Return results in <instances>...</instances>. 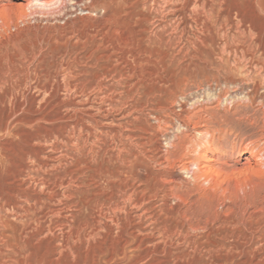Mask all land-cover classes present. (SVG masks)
I'll use <instances>...</instances> for the list:
<instances>
[{"label": "rangeland", "instance_id": "1", "mask_svg": "<svg viewBox=\"0 0 264 264\" xmlns=\"http://www.w3.org/2000/svg\"><path fill=\"white\" fill-rule=\"evenodd\" d=\"M26 1L0 0V76L6 66L22 61L32 72L27 87L13 94L0 92V264H264V167L256 160L260 154L255 156L264 148V76L249 73L254 60L264 61V0H102L105 8L99 0L98 4L64 0L60 11L34 13L25 10ZM140 12L151 14L157 36L170 38V43L152 58L147 74L137 79L126 73L107 76L104 82L110 89L99 92L90 72L104 61L96 59L110 50V44L102 45L93 30L105 15L115 17L121 26L141 24L136 21ZM66 61L71 73H56L59 63ZM68 83L76 85L70 88V98ZM75 102L79 105L71 106ZM156 104L163 106L159 114L168 121L156 120L152 109ZM181 105L188 116L199 115L193 119L197 128L179 125L171 111H180ZM77 107H85L84 113L67 110ZM8 113L11 120H5ZM86 113L100 124L96 126L91 121L95 118ZM129 121L133 125L125 124ZM148 123L152 128L146 127ZM198 129L214 133L213 145L221 152L211 163L218 170L208 182L191 180L179 169L177 158L175 166L167 168L161 160L146 159L157 145L153 138L146 141L150 134L157 133L162 148L172 151L170 143L198 138ZM62 135L71 141L61 142L57 137ZM238 151L243 156L230 160ZM247 157L250 162L244 166ZM82 162L88 167L70 175L69 170ZM117 170L137 173L142 187L146 173L158 172L165 181L173 176L176 182L167 184L172 187L166 212L157 208L135 219L141 226L135 237L127 233L120 237L115 229L85 240L75 232L67 235L69 229L59 226L61 220L85 216L82 200L101 191L96 188L100 175L115 179ZM60 173L70 185L57 184ZM53 186L70 198L59 206L64 211L55 215L50 213L53 202L47 199ZM16 203L25 207L23 211L14 207ZM144 203L153 207L160 200L147 198ZM171 206L189 226L186 239L171 236ZM103 221L110 225L107 218ZM133 229L129 226L126 232ZM197 241L203 246L196 247Z\"/></svg>", "mask_w": 264, "mask_h": 264}, {"label": "bare ground", "instance_id": "2", "mask_svg": "<svg viewBox=\"0 0 264 264\" xmlns=\"http://www.w3.org/2000/svg\"><path fill=\"white\" fill-rule=\"evenodd\" d=\"M69 1V0H68ZM98 2V0H91V3H95ZM100 4L102 3V0H99ZM110 1V0H109ZM155 1V0H154ZM194 1V0H193ZM96 2V3H97ZM215 2V1H214ZM163 3V2H162ZM192 3V2H191ZM98 4V3H97ZM183 4V3H182ZM25 10L30 12H35L38 11L37 9L43 10H57L60 11L59 9H61L64 6V0H27L25 4H23ZM101 5H103L102 7H106L104 6L105 3H102ZM151 5V4H150ZM165 5V4H164ZM95 7V5H93ZM139 7V6H138ZM189 7V6H188ZM137 8V7H136ZM142 9V8H141ZM151 9V8H150ZM236 9V8H235ZM25 10L24 13H25ZM62 10V9H61ZM149 11V10H148ZM261 11V9H260ZM22 12V11H21ZM33 12V13H34ZM42 12V11H41ZM47 12V11H46ZM150 12V11H149ZM143 13L140 12L138 13V17L136 18L137 22H141V24H137L139 26H137L135 24V26H127V25H120V22L118 23V21H116L115 17L111 16V15H105L102 17L101 19V25L99 27H97V29L93 30L94 34L93 35H100V42L102 43V45H107L108 43L110 44V50H107L102 56H100L98 59H96V61H101L99 63H96V65H94L95 67H93L94 69H92V72H90V74L93 75L94 77V81L92 83V85H94V87L96 89L100 91H102L103 89H110L108 87V85H106L105 78L107 76H110L112 78H114L115 76H122L123 73H126L127 75H129V77L131 78H140L142 77V75L146 72H148V70L150 71L149 66H151L152 62V58H154L157 54L160 55V53L162 51V47L166 46L167 44L170 43V38L168 39H164L163 37H159L156 34V31L154 29V27H152V22L151 20H153V17H151L150 13ZM207 12V11H206ZM263 12V11H262ZM152 13V12H151ZM163 13V12H162ZM243 13V12H242ZM128 14V13H127ZM209 14V13H208ZM33 15V14H32ZM132 15V14H131ZM153 15V14H152ZM155 15V14H154ZM153 15V16H154ZM22 16V15H21ZM24 16V15H23ZM136 16V15H135ZM120 17V16H119ZM164 17V16H163ZM117 18V17H116ZM229 18V17H226ZM129 19V18H128ZM132 19V18H131ZM195 19V18H194ZM67 20V19H66ZM118 20V19H117ZM204 22V21H203ZM233 22V20H232ZM198 23V22H197ZM201 23V22H200ZM203 24V23H202ZM134 25V24H132ZM159 25V24H158ZM188 25V24H187ZM190 26V25H188ZM246 26V25H245ZM161 27V26H160ZM219 30L221 29V25L218 26ZM227 28V27H226ZM216 29V27H215ZM199 30V29H198ZM222 30V29H221ZM220 30V31H221ZM245 30V29H244ZM243 30V31H244ZM173 31V30H171ZM243 31L240 33L242 35ZM218 32V31H217ZM183 33V32H182ZM238 33V32H237ZM85 34V33H84ZM89 34V33H88ZM194 34V33H193ZM244 34V33H243ZM178 35V34H177ZM180 35V34H179ZM234 35V34H233ZM83 36V35H82ZM205 36V35H204ZM182 37V36H181ZM194 37V36H193ZM250 37V36H249ZM91 38V36H90ZM184 38V37H183ZM201 38V37H200ZM222 38V37H221ZM92 39V38H91ZM185 39V38H184ZM205 39V38H204ZM95 42V41H94ZM237 42V41H236ZM250 42V41H249ZM93 43V42H92ZM97 43V42H96ZM196 43V42H195ZM190 44V43H189ZM208 44V43H207ZM163 45V46H162ZM94 46V45H93ZM107 47V46H106ZM165 47H163L164 49ZM96 50V49H95ZM182 48L179 49V51H181ZM170 51V50H168ZM189 51V50H188ZM198 51V50H197ZM71 53V52H70ZM165 54H166V50H165ZM37 55V54H36ZM99 56V55H97ZM165 56V55H164ZM72 57V56H71ZM158 57V56H157ZM160 57V56H159ZM91 58V57H90ZM84 59V58H83ZM163 59V58H162ZM46 61V59H45ZM113 61L118 62V65H114ZM176 61V60H175ZM12 62V61H11ZM164 62V61H163ZM16 63V62H15ZM41 63V62H40ZM94 63V62H93ZM160 63V62H159ZM71 64V63H70ZM69 62L66 61L64 63H59V66L56 68V73L59 72H67V74L65 73L64 76L69 75V73H71V66H70ZM162 64V63H161ZM247 64V63H246ZM253 70H251L249 73H255V76L257 78L264 76V61L262 60H254L253 61ZM7 65V64H6ZM49 65V64H48ZM79 65V64H78ZM5 66V65H4ZM73 66V65H72ZM86 66V65H85ZM156 66V65H155ZM7 69H5V71L3 72V74L0 76V92L6 94V93H16L18 92L20 89L27 87L26 85H28V79L30 77V65L26 62V61H22L20 64H14V65H10V66H6ZM47 67V66H46ZM53 67V66H52ZM54 67L55 64H54ZM154 67V66H153ZM165 67V66H164ZM2 68V67H1ZM51 68V67H50ZM77 68V67H76ZM38 69V68H37ZM35 70L34 74L36 73L37 75L38 70ZM44 69V68H43ZM47 69V68H46ZM55 69V68H54ZM153 69V68H152ZM151 69V70H152ZM42 70V69H41ZM49 69H47L46 71H48ZM52 70V69H51ZM219 70V69H218ZM217 70V71H218ZM225 70V69H224ZM34 71V70H32ZM54 71V70H53ZM91 71V70H90ZM173 71V70H172ZM1 72V71H0ZM248 72V71H247ZM32 73V72H31ZM49 73V72H47ZM46 73V74H47ZM51 73V72H50ZM55 73V72H54ZM55 73V74H56ZM74 73V72H73ZM89 73V72H88ZM45 74V73H44ZM53 74V73H51ZM62 74V73H61ZM147 74V73H146ZM165 74V73H164ZM167 74V73H166ZM220 74V73H219ZM76 75V74H75ZM230 75V74H229ZM35 76V75H34ZM39 76V75H38ZM60 76V75H59ZM92 77V78H93ZM119 77V78H120ZM153 77V76H152ZM159 77V76H158ZM180 77V76H179ZM204 77V76H203ZM53 78V77H52ZM237 78V77H236ZM74 79V78H73ZM145 79V78H144ZM184 79V78H183ZM261 79V78H260ZM117 80V79H116ZM133 80V79H132ZM88 81V80H87ZM86 81V82H87ZM154 81V80H153ZM60 82V81H59ZM63 82V81H62ZM75 82V81H74ZM179 82V81H178ZM259 82V81H258ZM58 83V82H57ZM82 83V82H81ZM232 83V81H231ZM234 83V82H233ZM260 83V82H259ZM262 83V82H261ZM59 84V83H58ZM57 85V84H56ZM82 85V84H80ZM260 85V84H259ZM34 86V85H33ZM66 86V84H65ZM69 86V88H67L66 93H67V98H70L72 95L70 93V88L74 87L71 86L70 83L67 84V87ZM88 86V85H87ZM91 86V85H90ZM124 86V85H123ZM143 86V85H142ZM141 86V87H142ZM56 87V86H55ZM61 87V86H60ZM76 87V85H75ZM74 87V88H75ZM86 85H84V89H85ZM93 87V86H92ZM112 87V86H111ZM151 87V86H150ZM251 87V86H250ZM256 87V86H255ZM44 88V87H43ZM64 88V87H63ZM122 88V87H121ZM173 88V87H172ZM39 89V88H38ZM37 89V90H38ZM91 89V88H90ZM157 89V88H156ZM40 90V89H39ZM114 90V89H113ZM238 90V89H237ZM105 91V90H104ZM256 91V90H255ZM25 92V91H24ZM45 93V92H44ZM144 93V92H143ZM255 93V92H254ZM253 93V94H254ZM77 94V93H76ZM152 94V93H151ZM78 95V94H77ZM252 95V94H251ZM136 96V95H135ZM256 96V95H255ZM21 97V96H20ZM60 97V96H59ZM110 97V96H109ZM126 97V96H125ZM130 97V96H129ZM8 98V97H7ZM74 98V95H73ZM150 98V97H149ZM75 99V98H74ZM78 99V98H77ZM7 100V99H6ZM59 100V99H58ZM98 100V99H97ZM128 100V99H127ZM145 100V99H144ZM152 100V99H151ZM9 101V100H8ZM71 101V99L69 100V102ZM77 102H79L78 100H75ZM112 101V100H111ZM114 101V100H113ZM124 101V100H123ZM149 101V100H148ZM2 102V101H1ZM36 102V101H35ZM72 102V101H71ZM100 103V102H99ZM73 105L71 106H75V105H79V103H71ZM85 104V103H84ZM70 105V104H69ZM81 105V104H80ZM88 105V104H87ZM157 105V106H156ZM154 108V110H156L155 112V118L158 121H163L166 122L168 121V118H165V120L161 119V115L160 113V109L163 108V106L156 104ZM46 106V105H45ZM60 106V105H59ZM108 106V105H107ZM117 106V105H116ZM154 106V105H153ZM69 107V106H68ZM115 107V106H114ZM119 107V106H118ZM145 107V106H144ZM78 108V107H77ZM148 108V107H147ZM22 109V108H21ZM37 109V108H36ZM94 109V108H93ZM136 109V108H135ZM144 109V108H143ZM151 109V110H152ZM164 109V108H163ZM67 110H71V111H85V107L83 108H71V109H67ZM95 110V109H94ZM130 110V109H128ZM22 111V110H21ZM88 111V110H87ZM159 111V112H158ZM28 112V111H27ZM150 112V111H149ZM173 116L176 118L177 122L179 123V125L183 128H188V127H192V128H197V124L198 122H195L193 119L194 118H198L199 115L197 116L195 115H191L188 116V111L186 110V108L181 105V109L180 111L176 112L174 110L171 111ZM204 112V111H203ZM34 113V112H33ZM71 113V112H70ZM80 113V112H79ZM78 113V114H79ZM84 113V112H83ZM89 113V112H88ZM122 113V112H121ZM130 113V112H129ZM154 113V112H153ZM61 114V113H60ZM72 114V113H71ZM87 114V113H86ZM85 114V116H86ZM107 114V113H106ZM65 115V114H64ZM82 115V114H80ZM92 114L88 115V117H90ZM121 115V114H120ZM190 115V114H189ZM2 116V115H1ZM76 116V115H75ZM93 116V115H92ZM95 116V115H94ZM93 116V117H94ZM53 117V116H52ZM72 117V116H71ZM74 117V116H73ZM83 117V116H81ZM166 117V116H164ZM66 118V117H65ZM67 118H69L67 116ZM77 118V117H75ZM85 118V117H84ZM92 118V117H91ZM95 118V117H94ZM125 118V117H124ZM151 118V117H150ZM12 118L10 117V114H5V120H11ZM78 119V118H77ZM89 119V118H88ZM134 119H138L136 116H134ZM18 121V120H17ZM36 121V120H35ZM62 121V120H61ZM67 121V120H66ZM90 121V120H89ZM91 121L97 126L98 124H100V121H97L96 118L95 119H91ZM207 121V120H206ZM1 122V121H0ZM76 122V121H75ZM74 122V123H75ZM106 122V121H105ZM147 122V121H146ZM170 122V121H169ZM52 123V122H51ZM64 123V122H63ZM72 123V122H71ZM88 123V121H87ZM1 124V123H0ZM7 124V123H6ZM67 124V123H66ZM70 124V123H69ZM80 124V123H79ZM86 124V122H85ZM120 124V123H119ZM128 125H133V123H131V121L125 123ZM90 125V124H89ZM122 125V124H121ZM166 125V124H165ZM171 125V124H170ZM4 126V125H3ZM7 126V125H6ZM10 126V125H9ZM82 126L84 127L83 123ZM91 126V125H90ZM139 126V125H138ZM145 126V125H144ZM147 126H151L149 125V123L146 125ZM12 127V126H11ZM71 127V126H70ZM69 127V128H70ZM75 127H77V124H75ZM73 127V129L75 128ZM80 127V126H79ZM126 127V126H125ZM137 127V126H136ZM7 128V127H6ZM65 128V127H64ZM82 128V127H81ZM101 128V127H100ZM114 128V127H113ZM132 128V127H131ZM139 128V127H138ZM86 129H88L86 127ZM143 129V128H142ZM141 129V130H142ZM154 129V128H153ZM10 130V129H9ZM66 130V129H65ZM70 130V129H69ZM90 130V129H88ZM102 130V129H101ZM129 130V129H128ZM140 130V129H139ZM199 130V129H198ZM67 131V130H66ZM98 131V130H97ZM104 131V130H103ZM102 131V132H103ZM109 131V130H108ZM143 131V130H142ZM72 132V131H71ZM106 132V131H105ZM104 132V133H105ZM219 132V131H218ZM94 133V132H92ZM130 133V132H129ZM135 133V132H134ZM133 133V134H134ZM153 133V132H152ZM199 137L198 138H193L189 141H185V143L183 141H179L178 143H170V146L173 148L172 151H169L168 149H163L162 145L158 142L159 141V137L157 135V133L155 134H150L149 137L148 136V140L146 139V141H150L151 138L154 139L155 143L157 144L155 147H153V150L149 149V153L150 155H145L147 156L146 159L149 160H161L160 164H162L163 162L165 164V167H173L175 166V159H179L178 161V166L179 169L181 171H184L186 173L189 174V177L191 178V180L199 183L200 181H206L208 182V178L210 175H212V173L216 172L218 169L214 168L213 165L211 163H213L215 161V157L221 155L220 150H218V148L214 147L213 145V140H214V133H211L208 129H204V130H199ZM72 134V133H71ZM80 134V133H79ZM91 134V133H90ZM89 134V135H90ZM109 134V133H108ZM116 134V133H115ZM106 135V134H105ZM114 135V134H113ZM130 134L126 135V137L128 136V138H130L129 136ZM46 136V135H45ZM44 136V137H45ZM66 136V135H65ZM72 136V135H71ZM79 136V135H78ZM81 136V135H80ZM79 136V137H80ZM100 136V135H99ZM109 136V135H108ZM115 136V135H114ZM124 136V135H123ZM134 136V135H133ZM52 137V136H51ZM125 137V136H124ZM60 139L61 142H67V140H70V138L68 139V137H64L63 135L60 137H57ZM56 138V139H57ZM91 138V137H90ZM96 138V137H95ZM118 138V137H117ZM132 138V136H131ZM141 138V137H140ZM147 138V137H146ZM186 138V137H184ZM125 139V138H124ZM127 139V138H126ZM182 139V138H181ZM91 140V139H90ZM128 140V139H127ZM180 140V139H179ZM185 140V139H184ZM56 141V140H55ZM71 141V140H70ZM69 141V142H70ZM120 141V140H119ZM145 141V140H144ZM152 141V140H151ZM140 142V141H139ZM147 142V143H148ZM57 143V141H56ZM81 143V142H80ZM83 143V142H82ZM85 143V141H84ZM120 144L123 142H119ZM146 143V144H147ZM150 143V142H149ZM148 143V144H149ZM154 143V142H153ZM154 143V144H155ZM45 144V143H44ZM58 144V143H57ZM71 144V142H70ZM94 144V143H93ZM109 144V143H108ZM137 144V143H136ZM139 144V143H138ZM143 144V142H142ZM169 144V143H168ZM78 145V144H76ZM125 145V144H124ZM131 145V144H130ZM133 145V144H132ZM135 145V144H134ZM150 145V144H149ZM67 146V145H66ZM80 146V145H79ZM121 146H123L121 144ZM138 146V145H137ZM151 146V145H150ZM49 147V146H48ZM64 147V146H63ZM78 147V146H77ZM82 147V145H81ZM132 147V146H131ZM52 148H54L52 146ZM60 148V145H59ZM83 148V147H82ZM89 148V147H88ZM125 148V146H124ZM123 148V149H124ZM40 149V148H39ZM69 149V148H68ZM72 149V148H71ZM80 149L81 148H77ZM87 150V148H85ZM90 149V148H89ZM88 149V151H89ZM58 150V149H57ZM65 150V149H64ZM83 150V149H82ZM127 150V149H126ZM142 150V149H141ZM41 151V150H40ZM96 151V150H95ZM99 151V150H97ZM131 151V150H130ZM223 151V150H222ZM243 151V150H242ZM255 151V150H254ZM58 152V151H57ZM73 152V151H72ZM81 152V151H79ZM87 152V151H85ZM93 152V151H92ZM104 152V151H103ZM132 152V151H131ZM130 152V153H131ZM138 152V151H137ZM224 152V151H223ZM66 153V152H65ZM64 153V154H65ZM68 153V152H67ZM66 153V155H67ZM71 153V152H70ZM99 153V152H98ZM119 153V152H118ZM126 153V152H125ZM134 153V152H133ZM191 153L192 157H188V154ZM254 153V152H253ZM252 153V154H253ZM257 153V152H256ZM73 154V153H72ZM78 154V153H77ZM80 154V153H79ZM78 154V155H79ZM86 154V153H85ZM103 154V153H102ZM124 154V153H123ZM143 154V153H142ZM146 154V153H145ZM258 154H260V156L256 157L258 160L259 159V164L264 167V158L263 154H264V148L258 150V153L255 154V156H257ZM40 155V154H39ZM58 155V154H57ZM63 155V154H62ZM94 155V153H93ZM110 155V154H109ZM128 155V154H127ZM134 155V154H133ZM243 156V152L238 151L232 158L235 159H230L232 161L237 160V158L239 156ZM85 156V155H84ZM97 156V155H94ZM101 156V155H100ZM104 156V154L102 155V157ZM118 156V155H117ZM143 156V155H142ZM254 156V157H255ZM73 157V156H72ZM77 157V156H76ZM91 157V156H90ZM114 157V156H113ZM121 157V156H120ZM136 157V156H135ZM59 158V157H58ZM87 158V157H86ZM98 158V157H97ZM107 158H110V156H108ZM115 158V157H114ZM119 158V157H117ZM115 158V160L117 159ZM126 158V156L124 157V159ZM231 158V157H230ZM80 159V158H79ZM90 159V158H89ZM93 159V158H92ZM123 159V160H124ZM138 159V158H137ZM56 160V159H55ZM77 160V158H76ZM104 160V159H103ZM114 160V159H113ZM120 159H118L119 161ZM229 160V159H227ZM54 161V160H53ZM85 161V160H84ZM107 161V160H105ZM129 161V160H126ZM153 161V162H154ZM78 162V160H77ZM110 162V161H109ZM112 162V161H111ZM130 162V161H129ZM152 162V161H151ZM216 162V161H215ZM250 160L247 157L246 158V162L244 163V166H246L247 164L249 165ZM28 163V162H27ZM62 163V162H61ZM139 163V162H138ZM44 164V163H43ZM49 164V163H48ZM70 164V163H69ZM107 164V163H105ZM115 164V163H114ZM133 164V163H132ZM149 164V162H148ZM53 165V164H52ZM87 163L82 162V165L79 164V166H74L73 169L69 170L70 175L78 172L79 170L83 169V168H87L86 167ZM112 165V164H111ZM110 165V166H111ZM36 166V165H35ZM55 166V165H54ZM134 166V165H133ZM146 166V165H145ZM152 166V165H150ZM195 168H192V167ZM105 167V166H104ZM123 167V166H122ZM128 167V166H127ZM148 167V166H147ZM146 167V168H147ZM226 167V166H225ZM254 167V166H253ZM107 168H109L107 166ZM121 168V167H120ZM91 169V168H90ZM149 169V168H148ZM178 169V170H179ZM24 170V169H23ZM31 170V169H30ZM66 170V169H65ZM147 170V169H146ZM118 171V170H117ZM116 171V172H117ZM166 171V170H165ZM66 172V171H65ZM80 172V171H79ZM105 172V171H104ZM109 172V171H108ZM112 172V171H111ZM161 172V171H160ZM27 173V172H26ZM93 173V172H92ZM97 173H100L97 171ZM96 173V174H97ZM131 173V174H130ZM154 173V172H153ZM149 173V174H145V187H142L141 184H138L142 179L139 175H137V173H132L130 171L127 170H123L122 172L118 171V174L115 175V179L113 177V175L111 174H105L104 175H100L99 176V185H96L98 187H96L97 189L99 188L101 191H99V193H94L91 194V197L85 200H82V204H83V208H85V216H83L81 219H77L74 221H71L68 219V217L66 216L65 219L61 220L62 223L59 226H62L64 229L67 228L68 233L66 232L67 235H70V233L75 232L77 234V238L78 237H82L85 239H89L90 237H95L98 236L99 233H102V231H107L108 233L112 230L115 229V235H120V237H122L125 233H127V235H132L135 237V233L139 231V220H141L142 218H144V214L145 213H149V211H151L153 209H159V211L163 212L165 211V208H167L168 205V199L170 197V187L167 186V184L170 182H176L175 178L173 176H171L170 180H163L162 178H160V174L157 173ZM58 174V173H57ZM63 174V173H62ZM62 174L60 173L61 176H59L57 178L58 182L57 184H60L62 186H64V183L67 184H71V181L67 180L64 175L62 176ZM86 174V173H85ZM103 174V173H102ZM215 174V173H214ZM28 175V174H27ZM59 175V174H58ZM69 175V174H68ZM87 175V174H86ZM99 175V174H98ZM29 176V175H28ZM73 176V175H72ZM72 176H70L72 178ZM47 177V176H46ZM54 180V177L51 176ZM143 177V178H144ZM22 178V177H21ZM32 178V177H31ZM51 179V178H50ZM86 179V178H85ZM94 180V179H93ZM96 180V179H95ZM97 180V182H98ZM18 181V180H17ZM52 181V180H51ZM185 181V180H184ZM183 181V182H184ZM50 182V181H49ZM54 185H55V181H53ZM87 183V182H86ZM64 184V185H63ZM66 184V185H67ZM76 184V183H75ZM91 184V183H90ZM59 185V186H60ZM88 185V184H87ZM49 186V185H48ZM86 186V185H85ZM15 187V186H14ZM26 187V186H25ZM42 187V186H41ZM51 187V186H50ZM58 187V185L56 186ZM22 188V187H21ZM59 188V187H58ZM90 188V187H89ZM95 188V189H96ZM94 189V190H95ZM174 189V188H173ZM50 191L47 194V199L52 201V205H51V209H50V213H60L63 209H61L59 206L61 204H63V200L65 198H67L66 195L63 194H59L58 191L55 189V187L53 186L52 188L49 189ZM172 190V188H171ZM16 191V190H15ZM18 191V190H17ZM98 191V190H96ZM72 193V192H71ZM172 193V192H171ZM7 194V193H6ZM19 194V193H16ZM22 194V193H21ZM172 195V194H171ZM177 196V194H175ZM22 196V195H20ZM26 196V195H25ZM69 196V195H68ZM61 197V198H60ZM21 198V197H20ZM157 199L159 198L160 203L158 205H155L152 207L151 206H147L146 203H144V201L146 199ZM8 199V198H7ZM17 199V198H16ZM44 199V198H43ZM70 199V198H67ZM72 199V198H71ZM180 199V197H179ZM24 200V199H23ZM27 200V199H26ZM65 201V200H64ZM149 201V200H147ZM13 202V201H12ZM23 202V201H22ZM70 202V201H69ZM74 202V201H73ZM151 202V201H150ZM153 202V201H152ZM3 203V202H1ZM20 203V202H19ZM51 203V202H50ZM71 203V202H70ZM5 204H8V201H5ZM10 204V203H9ZM12 204V203H11ZM22 204V203H21ZM66 204V203H65ZM69 204V203H68ZM146 204V205H145ZM25 205V204H23ZM70 205V204H69ZM68 205V206H69ZM81 206V205H80ZM8 207V206H7ZM15 208L22 210L23 211V207L22 205L20 206L19 204H15L14 206ZM32 208V207H31ZM64 208V207H63ZM76 208V207H75ZM65 209V208H64ZM136 209V211L134 210ZM178 209V208H177ZM45 210V209H44ZM43 210V211H44ZM134 210V212L131 213V211ZM175 207L171 206V236H174L175 234L178 235L180 238L182 239H186L187 235L189 234V226L187 227V225L184 224V221L179 220V211H175ZM33 211V210H32ZM64 211V210H63ZM155 211V210H153ZM156 212V211H155ZM166 212V211H165ZM174 212V213H173ZM21 213V212H20ZM164 213V212H163ZM10 214V213H9ZM31 214V213H30ZM41 214V213H40ZM156 214V213H155ZM55 215V214H54ZM71 215V214H70ZM148 215V214H146ZM35 216V215H34ZM50 216V215H49ZM62 216V215H61ZM164 216V215H163ZM108 219V222L110 225L107 226V224L104 223V219ZM75 219V218H74ZM138 219L137 222H135L134 220ZM147 219V218H146ZM151 219V218H150ZM40 220V219H39ZM156 220V219H155ZM132 221H134L132 223ZM216 221V220H215ZM220 221V220H219ZM48 222V221H47ZM50 223V222H49ZM60 223V222H59ZM38 224V223H37ZM45 224V223H44ZM132 224V225H131ZM129 226H132V228H136L133 229L129 232H126L127 228ZM215 226V225H214ZM212 227V226H211ZM40 228V227H39ZM138 228V229H137ZM151 231V230H149ZM65 232V231H63ZM49 233V232H48ZM144 233V232H143ZM159 233V232H158ZM162 235V234H161ZM114 236V235H113ZM60 237V236H59ZM128 237V236H127ZM142 237V236H141ZM81 238V239H82ZM108 239V238H107ZM205 239V238H204ZM65 240V239H64ZM83 240V239H82ZM260 240V239H259ZM178 241V240H177ZM74 242V241H73ZM99 242V241H98ZM191 243V242H190ZM194 245V243H193ZM260 245V244H259ZM62 246V245H61ZM87 246V245H86ZM137 246V245H136ZM196 247L198 246H203V241L202 242H198L195 244ZM65 247V246H64ZM92 247V246H91ZM137 249V248H136ZM201 251V250H200ZM94 254V253H93Z\"/></svg>", "mask_w": 264, "mask_h": 264}]
</instances>
